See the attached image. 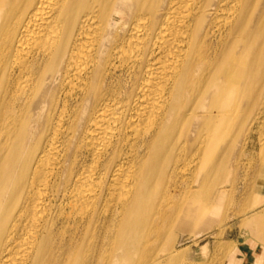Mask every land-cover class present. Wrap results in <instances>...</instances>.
<instances>
[{
  "label": "bare ground",
  "instance_id": "6f19581e",
  "mask_svg": "<svg viewBox=\"0 0 264 264\" xmlns=\"http://www.w3.org/2000/svg\"><path fill=\"white\" fill-rule=\"evenodd\" d=\"M263 116L264 0H0V264H184Z\"/></svg>",
  "mask_w": 264,
  "mask_h": 264
},
{
  "label": "rangeland",
  "instance_id": "374dc122",
  "mask_svg": "<svg viewBox=\"0 0 264 264\" xmlns=\"http://www.w3.org/2000/svg\"><path fill=\"white\" fill-rule=\"evenodd\" d=\"M262 119H264V116ZM257 123L259 124L257 125ZM255 124L256 126L254 127ZM253 128L254 131H251V133L254 132V136L249 133V137L247 135L244 139L239 138V141H237V148L231 154L230 163L228 166L221 167L219 170V177L221 180H217V183H219L218 188L224 191H229V194L226 195L227 197L224 200L225 203L223 202L224 204L214 217L212 225H204L202 230L198 231L199 235L197 237L191 235L189 230L181 231L180 234H178L176 247L178 250L184 252L181 258V261L184 262V264H221L222 261H224V258H226L225 255L227 254V250L220 248L219 246L222 245V243H233V245H238L247 238L245 228L240 225L243 209L250 206L253 202L258 201L263 203L261 208L264 210V192L255 184V180L259 177L261 167L262 155L260 151L262 149L261 141H264V120L254 123ZM247 144L248 147L250 146L249 148L247 147ZM249 162H251L252 165ZM162 186L166 188L165 183L162 184ZM251 186L256 188L251 189ZM248 210L250 211V209ZM256 235L257 234L255 233L252 236L255 240L258 239L255 237ZM261 244L264 245V241ZM261 249L264 248L260 246V250ZM262 257L260 264H264V256Z\"/></svg>",
  "mask_w": 264,
  "mask_h": 264
}]
</instances>
